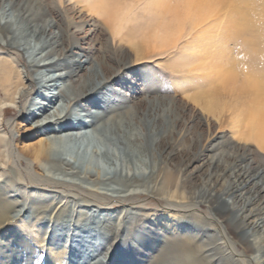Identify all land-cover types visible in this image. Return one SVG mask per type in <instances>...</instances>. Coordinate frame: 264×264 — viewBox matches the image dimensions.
<instances>
[{"label":"bare ground","instance_id":"bare-ground-1","mask_svg":"<svg viewBox=\"0 0 264 264\" xmlns=\"http://www.w3.org/2000/svg\"><path fill=\"white\" fill-rule=\"evenodd\" d=\"M145 2L149 23L156 22L133 45L136 56L166 52L183 35L211 32L198 40L200 65L192 71L225 76V85L251 95L254 106L246 118L250 139L264 151V0ZM74 3L83 8L74 10L63 27L57 0H0V49L11 54H0V226L18 220L9 231L20 230L16 233L44 245L41 224L53 223L46 264H239L212 228L199 236L183 235L176 229L181 220L159 212V221L161 216L170 220L153 229L147 223L151 215L129 206L138 198H152L155 204L182 202L190 209L205 206L227 240L239 246L240 256L264 264V170L253 166L250 154L235 150L226 166H213L199 191L180 192L182 185L168 173L175 151L164 149L162 124L154 116L167 99H145L151 115L131 103L123 90L130 75L119 73L126 64L117 55L97 57L93 64L94 52L86 53L85 38L79 37L84 31L75 22L74 16L86 10L104 22L113 43L131 44V35L139 30L131 17L134 4ZM97 30L87 33L96 36ZM57 67L62 71L51 74ZM191 100L197 105L202 101L199 96ZM206 103L202 108L210 113ZM29 123L39 137L32 146L22 134ZM96 139L104 151L93 145L92 152L107 166L80 153L82 144L87 142V148ZM213 149L204 148L193 160ZM150 153L153 164L146 160ZM17 236L19 248L11 249V255L0 250V264H32L31 247ZM69 251L70 262L62 263L60 256L67 259Z\"/></svg>","mask_w":264,"mask_h":264},{"label":"rangeland","instance_id":"rangeland-1","mask_svg":"<svg viewBox=\"0 0 264 264\" xmlns=\"http://www.w3.org/2000/svg\"><path fill=\"white\" fill-rule=\"evenodd\" d=\"M145 1L131 0V4H134L131 5V17L135 18L134 21H137L139 29L138 32L131 35V44L130 42L128 44L113 43L109 31L104 26V22L98 17L92 16L86 10L83 13L78 12L74 17H76V25L84 31L79 34V37L85 38L86 43L83 46H86V53L89 54V51L94 52L90 54V59L93 64L96 62L95 59L97 57L103 59L105 57L110 58L111 56L112 58L118 56L117 58L119 60L122 59L126 64L124 67L119 68V73H127L126 75H130L129 79L124 81L127 85L124 84L125 87L123 90L125 91V95L129 93L128 97L131 96L133 101L131 103H137L136 106L138 105V108L141 110L146 109L150 112L152 108H147L148 105L145 99L160 97L167 99L157 109L155 108L154 116H157V118L159 116L158 123L159 125L162 124L163 129L161 130L165 136L162 141L164 149H166L167 153L175 151L173 160L168 164V173L175 177V181L179 186L182 185L180 192L186 195L190 190L199 191L202 188L208 172L212 170L213 166L216 164H221V167L226 166V162L228 161L227 157H231V153H235L233 152L235 150H241L242 152L250 154L253 166L256 165L264 170V151L250 139L251 131L249 122L251 121L246 119L249 111L254 106V100L251 95L247 92L238 91L236 87L233 88L225 85V76L219 78L220 76L214 74L206 76V74H200L198 71H192V69L200 65V61H197V51H199L198 40L200 38L207 39L211 32L207 30L205 32H195L191 36L183 35L176 47L166 52L152 53L144 57L136 56L133 45L144 39V36H147L154 29L156 22H153V24L149 23L148 20L151 15L150 12L144 9ZM75 5L74 0H62L60 4L57 0L56 10L61 13L57 16V20H59L61 26L66 27L71 22L70 16L75 14L73 13L74 10H82L83 7L81 4L77 8ZM133 24L132 22L131 25ZM144 24L148 28H141ZM92 28L98 29L96 36H91L87 33ZM227 28L224 29L226 30ZM53 31L57 32L58 29L54 28ZM74 45L76 47L77 44ZM118 46L120 49H117ZM232 50L235 51L233 52ZM230 52L232 58L237 59L238 50L233 47ZM8 53L7 50L0 49V54ZM8 55L11 56V54ZM262 61L264 63V55ZM61 69L62 67H57L51 74L59 73L62 71ZM143 70L147 73L145 77L141 74ZM251 74L255 75L254 72ZM241 79L243 80L242 76ZM241 79L240 81H242ZM126 87L130 90L127 91ZM196 96L202 99L201 104L203 105L208 101L206 104L210 106V113H206L201 104L197 105L191 100L192 97ZM238 115L240 118H237ZM32 129L30 123L22 127V134L26 139L25 143L29 146L39 141V137L33 133ZM86 143L81 145L80 153L88 156L89 159L92 158L93 162H98L101 166H107L103 163L105 161L104 159L97 157L92 152L93 145L99 147L100 152H103L104 147L102 143L96 139L93 142L94 144L85 148ZM213 147V150L205 151V155L202 158L193 160L194 154H198L204 148L211 149ZM112 150V153L116 154L115 149ZM153 154H147V158L145 157L149 164L154 163L152 158L154 157ZM172 203L176 202L172 201L170 203L169 201L155 204L152 198H138L129 206H131V210H137L142 214H146V216L151 215L147 219V223L153 229H159V223L165 225L170 220L169 217L162 220L163 216H161L159 221L157 216L159 212H166L167 215L174 217L177 222L181 220L176 226V229H182L179 231H182L183 235L192 234L199 236L207 228H212L213 233H215L214 237L224 239L221 243H225L228 248L227 253L234 255V259L239 264H257L248 258L240 256L241 250L239 246L237 244L233 245L227 240L228 237L225 234L224 228L218 224L205 206H195L190 209L182 202H178V205ZM116 206L121 207L122 205ZM105 209H108V207ZM15 210H20V208L15 207ZM31 219L33 220L34 217H31ZM17 221L10 220L9 222H3L1 224V253L4 250L3 248H6L7 254L11 255L13 249L16 250L19 248V245L15 243V236L18 235V238L21 237L31 247L29 252L32 255V264H46L49 255L48 242L53 229V223L44 224L43 226L41 224L42 222H40L41 227H44L43 229L46 231L43 235V239L46 242L44 245H38L33 239L24 237V234L19 235L20 230H12L14 233L18 232L16 235H13L11 233L12 231L8 230V228L15 229ZM190 226L194 227L188 231L187 228ZM164 229L165 227H162L161 230L164 231ZM170 233L174 236L176 235V231H171ZM162 243L165 244L164 242ZM156 249L158 250L159 248ZM70 254L69 251L67 259L64 256H60L64 259L62 263L66 261L67 263L70 262L68 260ZM1 261L3 263V260L0 258Z\"/></svg>","mask_w":264,"mask_h":264}]
</instances>
